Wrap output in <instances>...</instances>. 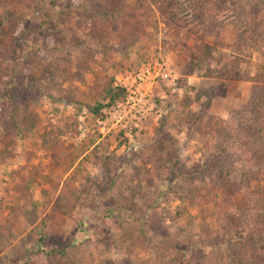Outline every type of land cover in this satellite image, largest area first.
Wrapping results in <instances>:
<instances>
[{"label": "rangeland", "instance_id": "obj_1", "mask_svg": "<svg viewBox=\"0 0 264 264\" xmlns=\"http://www.w3.org/2000/svg\"><path fill=\"white\" fill-rule=\"evenodd\" d=\"M106 5L0 0V264H255L264 0Z\"/></svg>", "mask_w": 264, "mask_h": 264}, {"label": "trees", "instance_id": "obj_2", "mask_svg": "<svg viewBox=\"0 0 264 264\" xmlns=\"http://www.w3.org/2000/svg\"><path fill=\"white\" fill-rule=\"evenodd\" d=\"M105 1L107 4L106 6L109 7V10H110V11H108V12H110L109 13L110 18L114 17L115 14H120L123 10L122 7H125V6H123L124 0H105ZM161 9H162V6L158 7L159 13H160ZM108 12L105 10L103 14L105 15V13H107V15H108ZM124 17H125V15H124ZM127 19H128V17H127ZM2 21H3V23H5L4 25H2ZM10 21H11V23L14 22V19L12 18V16L10 14H5L4 18L1 19V21H0V39L3 38L4 35L9 34L10 31H7V28H9V26L11 24V23H9ZM41 23L42 24L46 23L44 18L41 19ZM215 26H216V28H217V26L220 27V24L216 23ZM216 32L217 31H215L213 33V35L215 37V38H213L214 41L217 44H223V42L221 41V38H216V35H215ZM211 33H212V31L209 30L208 34L211 35ZM222 46H225V45L223 44ZM205 57H206V54L201 53L199 58L205 59ZM225 65L226 66H224L221 70L222 74H220V75H222V76H227L226 74L228 72L235 71V69H236L235 66L237 64H235V61H229ZM208 74H211V71H209ZM110 89L111 88H108V92H107V94H108L107 98L109 99V101L107 103L113 104L117 101L116 99L119 96V94L121 93V95H122L123 91L122 90H113V89L110 90ZM106 105H108V104H106ZM248 163H249L248 160L243 159L240 163H236V166L232 167V169H230L228 171V173H230L231 176L233 175V178L236 179L237 183L240 185H247L250 182V180H252L256 176L257 172L259 171V169L258 170L252 169L253 166H251V170L249 171V172H251V176H249V175L245 176L244 173H241L240 171L237 170V168L240 169L241 166L248 164ZM260 165L262 166V169L264 170V163H261ZM235 176H236V178H235ZM261 213L262 212L259 211V209H257V208L247 209L246 213L243 214V216L240 220V224L233 225V227H234L233 230L234 231L236 230L235 241H237L240 244L249 243L250 240L254 241L255 237L252 238L253 237V231L250 230L251 229V222L253 219H259L261 216ZM230 240H233V239L230 238ZM258 244H259L258 241L256 242L255 245L251 244V246L254 245L252 248L254 250L255 255L258 257V260L256 261L255 264H264V246L258 245ZM260 258H261L262 262L259 261ZM253 264H254V262H253Z\"/></svg>", "mask_w": 264, "mask_h": 264}, {"label": "built area", "instance_id": "obj_3", "mask_svg": "<svg viewBox=\"0 0 264 264\" xmlns=\"http://www.w3.org/2000/svg\"><path fill=\"white\" fill-rule=\"evenodd\" d=\"M136 77H137L138 80H139V79L141 80V77H139L138 75H137ZM120 86H121V87H124V88H126V89H127V87H128V86H127L125 83H123V82H120Z\"/></svg>", "mask_w": 264, "mask_h": 264}]
</instances>
